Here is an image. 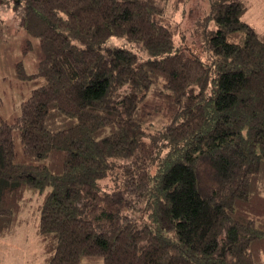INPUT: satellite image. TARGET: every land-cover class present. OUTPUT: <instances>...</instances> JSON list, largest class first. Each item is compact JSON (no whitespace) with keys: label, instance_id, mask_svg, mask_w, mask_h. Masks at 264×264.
Wrapping results in <instances>:
<instances>
[{"label":"trees","instance_id":"1","mask_svg":"<svg viewBox=\"0 0 264 264\" xmlns=\"http://www.w3.org/2000/svg\"><path fill=\"white\" fill-rule=\"evenodd\" d=\"M165 2L18 1L44 56L21 115L0 116V237L37 189L35 264H264V33L249 0H213L206 63Z\"/></svg>","mask_w":264,"mask_h":264},{"label":"rangeland","instance_id":"2","mask_svg":"<svg viewBox=\"0 0 264 264\" xmlns=\"http://www.w3.org/2000/svg\"><path fill=\"white\" fill-rule=\"evenodd\" d=\"M18 1L0 0V116L10 123L21 115L23 103L36 87L31 76L38 71L44 56L39 38L29 34L21 24L22 12ZM249 2L243 19L257 32L264 33V0ZM213 4V0H166L164 3L165 14L180 26L175 43L196 53L206 63H210L211 57L206 46V31L211 36L218 29L213 18L205 24ZM245 36L244 30L227 33L228 41L240 44ZM107 47L128 48L136 52L140 59L154 57L139 43L125 36H111L104 43V48ZM22 68L26 75L22 74ZM15 142L18 159H27L19 135ZM26 197L28 200L21 214L22 223L11 233L0 237V264H35L43 261L42 242L38 235L39 205L43 195L37 189L28 188ZM80 264L105 263L102 255H82Z\"/></svg>","mask_w":264,"mask_h":264}]
</instances>
